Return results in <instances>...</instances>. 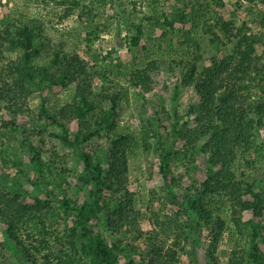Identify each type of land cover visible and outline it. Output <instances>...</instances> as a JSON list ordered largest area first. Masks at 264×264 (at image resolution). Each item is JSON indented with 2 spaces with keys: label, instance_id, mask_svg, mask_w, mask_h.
<instances>
[{
  "label": "rangeland",
  "instance_id": "374dc122",
  "mask_svg": "<svg viewBox=\"0 0 264 264\" xmlns=\"http://www.w3.org/2000/svg\"><path fill=\"white\" fill-rule=\"evenodd\" d=\"M66 1L70 0H11L5 4L0 1V25L3 26L6 18L19 23L34 22L45 37L43 59H51L55 51L60 52L64 62L79 56L95 73L92 82L96 105L108 108L113 99L118 102L115 131L102 130L83 145L85 151L106 158L115 132L136 133L144 126L151 127L149 145L129 157L126 174L127 189L131 193L126 218L140 232L118 234L108 227L106 215L95 220V229L110 240H122L127 245L119 251L121 259L117 264H132V261L133 264H151V260L156 264H175L168 263V253L174 250L178 264H212L208 253L214 248L210 245L213 235L208 234L205 227L188 228L186 234L179 235V244L173 242L177 235L170 232L167 222L170 216L178 214V207L169 202L165 191L159 148L173 135L176 109L185 129L194 124L191 108L199 95L194 86L183 84L186 72L192 65L201 68L210 65L214 57L235 52L238 34L229 38L226 30L216 25L218 17L234 24L235 32L243 30L247 35L261 37L256 56L259 64L264 63V0L213 2L210 12L202 15L200 22L191 12L197 0H77L79 5L73 8ZM177 12L183 14L184 19L176 18ZM166 18L173 21L174 27ZM19 55V50L10 42L0 44V203L5 202V197H12L35 204L37 196L45 197L47 192L54 191L81 204L89 193L83 180V164L74 149L54 135L62 133V127L47 124L40 107L46 96L47 105L61 113L73 100L79 80L48 90L26 92L9 65ZM152 62L157 68L151 71V88L135 86L129 80L130 73ZM67 125L73 137L78 130L77 121ZM254 139L249 150L239 148L233 168L244 186L252 184L264 197V122L255 129ZM178 147H184L182 141ZM37 150L42 154L41 169L33 160ZM201 156L193 160L182 154L181 159L173 158L170 162V175L182 176L176 188L180 197L189 189L198 193L207 172L206 159L204 154ZM55 207L47 214V207L36 213L45 214L48 229L56 231L53 236L66 231L73 218L59 207V202H55ZM228 213L231 216V208ZM252 214V211H245L242 215L247 219ZM178 218L184 221L182 214ZM40 223L39 216L35 217L36 231L40 230ZM230 225L215 244V262L229 264L233 258L237 264H257L248 257V238H241L235 224ZM242 234L247 235L246 232ZM154 243L160 245L166 263L154 253L153 247H157ZM0 264H31L2 219ZM76 264H87V260L80 257Z\"/></svg>",
  "mask_w": 264,
  "mask_h": 264
},
{
  "label": "trees",
  "instance_id": "16d2710c",
  "mask_svg": "<svg viewBox=\"0 0 264 264\" xmlns=\"http://www.w3.org/2000/svg\"><path fill=\"white\" fill-rule=\"evenodd\" d=\"M66 2L71 8L79 5L77 0ZM213 2L220 4L221 0H197L191 6V12L199 22L202 15L210 12ZM175 15L184 19L179 12ZM12 19L6 18L3 26L0 25V44L8 41L19 50L18 59L9 65L17 73V81L23 83L26 92L48 90L54 86H65L71 80H79L73 100L61 113L54 112L47 105L46 96H43L40 107L47 124L62 127V133L54 135L65 146L72 147L82 162L83 180L89 187V193L81 204L73 203L72 198L54 191L47 192L45 197L37 196L35 204L5 197V202L0 203V219L7 223L10 236L31 264H76L80 257H84L87 264H117L121 259L120 253L127 245L122 240H110L97 231L93 223L106 215L108 227L114 232H140L126 218L125 210L131 203L126 174L129 157L137 155L144 146L149 145L151 127L144 126L136 133L115 132L110 154L106 158L85 151L83 145L102 130L115 131L118 126V102L113 99V104L108 108L97 106L92 82L95 73L87 68L81 58L75 56L64 62L60 52L55 51L51 59H43L45 37L39 26L34 22L19 23ZM217 20L216 25L225 29L229 38L238 34L239 42L235 52L214 57L210 65L201 68L192 65L182 80L183 84L194 86L199 100L191 108L195 115L194 124L185 129L179 122L176 109L173 135L160 144V171L165 179V191L169 202L178 207V214L170 216L167 225L171 228L170 232L177 235L173 241L175 245L180 242L179 235L186 234L188 228L205 227L208 234L213 235L210 245H214L209 250L208 258L212 264H217L214 260L215 244L228 225L231 228L230 224L234 223L241 233L240 237L248 238L250 242L248 257L253 263L264 264V197L261 192L255 191L252 184L244 186L233 168L239 148L249 150L252 147L255 129L264 122V63L259 64L256 56L257 44L262 39L247 35L243 30L235 32L237 27L222 17ZM166 22L174 27L172 20L166 18ZM139 32H142L140 28ZM152 68H157L154 62L130 73L129 80L135 86L150 89ZM73 120L77 121L78 130L72 137L67 123ZM180 141L183 142L182 149L178 147ZM34 152V163L41 169L42 154L38 150ZM182 154L193 160L204 154L207 172L200 182L198 193L189 189L180 197L176 194V188L181 184L182 176L170 175L169 172L172 159H181ZM55 202H59V207L73 218L66 231L53 236L56 231L48 229L44 215L56 208ZM43 207H47L46 213L37 215ZM226 207L231 208V216ZM245 211H252L253 216L245 219L242 215ZM181 214L184 221L178 218ZM37 216L42 221L38 231L33 224ZM243 232L247 235L244 236ZM155 245L154 253L166 263L165 256L160 253V245ZM176 256L175 250L170 251L168 263L178 264ZM151 264H156V261L151 260ZM229 264H237V261L230 258Z\"/></svg>",
  "mask_w": 264,
  "mask_h": 264
},
{
  "label": "built area",
  "instance_id": "2783aa9c",
  "mask_svg": "<svg viewBox=\"0 0 264 264\" xmlns=\"http://www.w3.org/2000/svg\"><path fill=\"white\" fill-rule=\"evenodd\" d=\"M2 3H7L8 1H11V0H0Z\"/></svg>",
  "mask_w": 264,
  "mask_h": 264
}]
</instances>
